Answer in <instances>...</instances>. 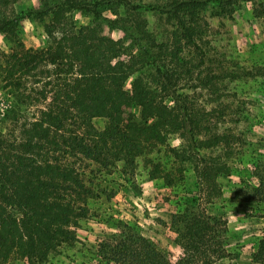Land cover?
Segmentation results:
<instances>
[{"label":"trees","instance_id":"trees-1","mask_svg":"<svg viewBox=\"0 0 264 264\" xmlns=\"http://www.w3.org/2000/svg\"><path fill=\"white\" fill-rule=\"evenodd\" d=\"M39 1L35 8L0 15V35H14L21 20L51 16L44 24L45 47L16 39L8 52L0 50V264H44L73 245L93 196L90 164L133 167L172 134L183 142L169 148L177 165L173 172L154 165L151 175L171 185L182 179L184 162L193 165L200 201L186 202L170 219L180 253H164L140 236H120L103 244L101 254L109 264H218L227 258L226 221L208 213L207 205L222 194L218 179L230 171L227 158L238 137L208 124L176 87L181 46L199 57L204 53L200 13L211 4L216 16L231 15L240 0ZM241 1L252 2L255 15L264 18L262 0ZM102 4L167 14L177 36L158 44L146 27L103 16ZM74 10L95 22L77 25L67 15ZM146 68L154 70L150 82ZM244 74L264 79V66ZM223 110L214 113L222 116ZM94 118L106 119L105 127L97 129ZM252 198L264 205V167ZM252 258L264 264V228Z\"/></svg>","mask_w":264,"mask_h":264},{"label":"rangeland","instance_id":"rangeland-1","mask_svg":"<svg viewBox=\"0 0 264 264\" xmlns=\"http://www.w3.org/2000/svg\"><path fill=\"white\" fill-rule=\"evenodd\" d=\"M130 1L159 4L164 0ZM39 3V0H0V15L4 12L12 16ZM262 3L264 6V0ZM254 6L252 2L240 0L231 15L216 16V9L208 5L200 13L203 38L199 44L203 55L193 54L184 45L179 53L177 92L189 96L193 107L204 113L208 124H218L222 131H232L238 137L233 153L227 158L230 171L218 179L222 194L207 205L208 213L222 217L227 224L228 257L218 264H254L252 255L264 228V205L252 198L259 170L264 167V79L244 74L264 66V18L255 15ZM100 11L125 27L138 24L146 27L158 44L171 43L177 36L176 23L164 13L144 9L135 13L129 8L106 4H102ZM67 15L79 26L95 22L92 16L76 10ZM50 17L21 20L13 25L14 35H0V50L8 52L16 39L26 47H45L44 24ZM153 75L154 70L146 68V80H153ZM166 102L172 105L170 99ZM223 108L222 116L214 113ZM93 124L103 129L106 119L94 118ZM0 130H3L1 120ZM182 143L177 134H172L166 145L137 157L133 167L125 168L122 162L108 169L90 164L86 170L93 190L88 202L89 214L80 221L75 243L50 255L44 264H109L101 248L120 236H140L164 253H180L170 219L173 213L185 208L186 202L200 201L193 165L184 162L182 179L178 177L171 185L160 177H153L151 170L158 165L173 172L177 164L169 148H179ZM172 176L177 177L175 172ZM6 264L26 263L13 259Z\"/></svg>","mask_w":264,"mask_h":264}]
</instances>
